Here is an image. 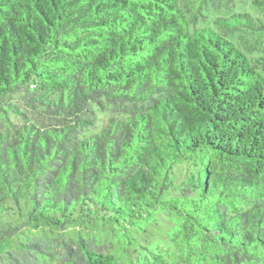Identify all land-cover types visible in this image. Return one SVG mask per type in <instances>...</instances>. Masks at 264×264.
<instances>
[{"label": "trees", "instance_id": "16d2710c", "mask_svg": "<svg viewBox=\"0 0 264 264\" xmlns=\"http://www.w3.org/2000/svg\"><path fill=\"white\" fill-rule=\"evenodd\" d=\"M235 2L0 0L2 264H264V0Z\"/></svg>", "mask_w": 264, "mask_h": 264}, {"label": "rangeland", "instance_id": "374dc122", "mask_svg": "<svg viewBox=\"0 0 264 264\" xmlns=\"http://www.w3.org/2000/svg\"><path fill=\"white\" fill-rule=\"evenodd\" d=\"M225 1V0H224ZM249 3L246 4V6L242 7V5H239L238 3H233V7L235 10H240V9H243V10H246V11H249L251 13H254L256 15H259L258 11L255 10V7L251 4L250 0H248ZM261 16V15H259ZM238 36V35H237ZM26 113L28 114V116H33L35 119H39V115L37 113H34V112H28L26 111ZM110 116L109 113H107L105 115V118H108ZM171 226V223H169V221L167 219H165V221L163 222V225H159V229H162V230H166L168 227ZM15 245V241L12 240V239H7V240H4V241H0V256L1 255H4V252L11 249L13 246ZM0 264H2L0 262Z\"/></svg>", "mask_w": 264, "mask_h": 264}]
</instances>
